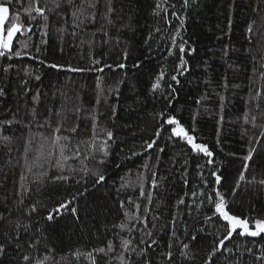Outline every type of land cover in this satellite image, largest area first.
<instances>
[{
    "label": "trees",
    "instance_id": "obj_1",
    "mask_svg": "<svg viewBox=\"0 0 264 264\" xmlns=\"http://www.w3.org/2000/svg\"><path fill=\"white\" fill-rule=\"evenodd\" d=\"M6 2L0 0V3ZM44 2L41 0V6ZM156 2L111 0L112 23H108L103 15L107 11L106 0H103L97 5L95 22H86L82 28L75 29V36L71 34L72 17L62 6L49 14L47 44H42L37 28L43 30V20H30L24 11L28 0H24L23 4L13 0L10 17L19 13L21 23H32L33 33L36 34L32 36L30 51L37 55L35 45L39 44V60L45 63L27 57L11 61L0 58V88L6 92L5 97H0V120H14L11 128L5 125L0 132V214L9 221L19 220L32 225L27 232L21 229L18 243L13 233V224L0 222L3 225L0 226V244L6 249L0 264H24L23 255L32 257L28 264H36V260L43 261L49 252L52 258L45 261V264H89L83 255L77 260L75 253L92 252L106 247L109 241L115 246V251L111 253L112 259L98 255L97 264H121L116 257L120 254L125 258L129 256V253L122 250V239L131 237L119 225L127 222L124 210L134 211L127 205V197L131 196L141 204V212L145 201L139 198L138 187L135 190L122 189L119 193L117 189L123 178L135 181L136 174L143 172L142 165L148 153L131 159L126 157L132 156L133 152L143 151L144 141L154 136L161 123V113L175 116L190 134L195 129L197 142L207 145L214 152V164L208 165V158L196 154L181 138L173 137L169 140L170 126L164 125L161 138L157 141L158 147L164 148V152L159 153L157 173L158 177L165 179L161 189L154 192L152 205L154 214L161 217L153 235V238L159 240L160 247L149 249V258L155 264H168L159 253L162 249L167 250L171 242L172 251L177 254L174 256L176 264H205L210 250L208 242L217 235L222 238L224 229L216 233L211 224L207 225L205 232L198 233L197 240L190 245L194 250L190 255H194L195 259L184 261L178 255L180 248L177 243L166 234L167 228L161 230V225L167 224L177 213L175 205L178 197L191 204V200L185 196L186 192L194 188L211 192L212 168L224 176L220 187L232 214L252 224L256 219H264V185L258 183L264 179V137L260 135L264 132V0H195L186 13L181 7V0H170L176 4L177 11L186 14L181 35L195 48L194 53L184 55L190 70L179 77V84L170 79L179 63L178 57L168 54L169 36L179 26V22L173 20V28L169 29L161 17L153 14ZM47 3L49 7L53 6L52 0H47ZM58 13L66 16L67 23ZM249 26L253 28L251 42L248 39ZM157 28L161 31L157 32ZM60 29L66 31L61 32ZM93 58L101 62L97 67H113H106L104 73H73L48 66L57 64L88 68ZM120 63L126 67L116 68ZM5 64L14 67L5 73ZM137 64L139 67H135ZM161 70L165 72V79L161 81L163 88L153 93L151 85ZM37 74L40 76L39 81L34 78ZM97 77L101 78L102 93L97 88ZM24 80L28 81L27 85H22ZM168 84L176 89L174 96L170 95ZM117 86L118 92L115 91ZM25 87L31 88L27 95L24 93ZM37 92L40 95L38 101H34L32 98ZM112 106L116 108L115 113ZM33 107L36 109L34 116L31 111ZM77 108L79 112L75 111ZM94 114L97 121V149L106 139L102 130L113 133V139L108 141L110 154L104 158L103 164L99 163L103 158L100 151L88 158L89 145L81 143L80 159L68 160L63 173L47 165L45 169L33 168L32 172L28 171V165L39 154L36 150L42 143L41 136L51 135V129L37 127V121L43 122L51 117L53 127L60 121L64 128L78 124L74 134L63 128L61 131L62 135L71 137V145L74 146L92 139ZM246 115L249 121L255 118L256 126L245 122ZM4 137L9 139L5 140ZM257 139L260 140L259 145L255 143ZM250 145L257 150L253 160L248 162L247 172H244L243 157L248 154ZM152 152L155 153L156 148ZM65 155H71V152ZM58 157L59 153L52 157L53 163ZM155 160L156 156L153 155L147 161L150 168ZM81 161L92 172H102L107 178L105 183L94 184L91 173L81 180ZM185 168L187 188L180 178ZM44 170H47L48 175L42 183H37L36 173ZM201 172L203 179L208 182L207 189H204ZM242 172L244 181L239 179ZM59 175L69 179L57 180ZM148 175L150 179V172ZM253 177L257 182H253ZM77 180L81 182L76 183ZM237 184L239 188L233 196L231 193ZM147 191L146 185V194ZM69 200L73 201L70 207L76 208V216L64 212L54 221L45 219L50 209ZM119 200H125V209L120 208ZM33 204L37 211L28 216V210ZM213 211L210 206L199 210L189 208L187 211L181 206L179 214L188 222V231L192 234L201 226L205 214ZM182 231L179 228L178 235L187 242V237L181 235ZM208 232L213 235H207ZM5 233L10 235L5 236ZM133 235L138 236L135 233ZM233 241H228L226 246L234 250L235 256L225 253L216 264H264V260L256 259L261 255L259 250L264 246V236L252 238L234 235ZM143 247L145 245H140L136 252ZM249 248L252 255L247 251ZM131 260L132 264H143L136 253L131 254Z\"/></svg>",
    "mask_w": 264,
    "mask_h": 264
},
{
    "label": "snow or ice",
    "instance_id": "obj_2",
    "mask_svg": "<svg viewBox=\"0 0 264 264\" xmlns=\"http://www.w3.org/2000/svg\"><path fill=\"white\" fill-rule=\"evenodd\" d=\"M17 4H23L24 0H15ZM53 6L49 7L47 0H45L43 6H41V0H28L27 7L24 9L25 12L28 13V16L30 17V20H35L37 18H40L43 20V30L40 28H37V31L40 33L42 44H47V27H48V20H49V14L56 11L57 9H60L62 6L67 10V12L70 13L72 17V35H77V32L75 29L82 28L83 25L86 22H95L96 15H97V5L101 4L103 0H79V3H77V0H52ZM195 0H181V7L185 10L190 8L192 6V3H194ZM13 0H7L6 3H0V58H6L8 61H11L13 59L23 60L25 57L28 59H34L39 60V53H40V46L39 44L35 45V52L37 55H33L30 51V43L32 41V36H34L36 33H33V25L32 23L23 24L20 22V15L17 13L14 17H10V10L12 6ZM107 5V11L103 14L104 18L107 20L108 23H112L110 16L112 13L111 8V0H106ZM169 12L171 13V18H169ZM35 13V15H33ZM62 16V18L65 19V22L67 23L66 16L63 13H58ZM153 14L155 16L161 17L169 29L173 28V20L179 22V26L176 27L173 31V33L169 36L170 39V45L168 47V54L169 55H177L179 63L176 67V70L174 74L170 76L171 81H174L176 84L180 83L179 77L185 75L190 69L188 66V61L184 58L185 53L192 54L195 52V48L191 47L189 42L184 39V37L181 35V29H183L184 23L187 19L186 14H182L181 12L176 10V4L171 3L170 0H157L155 4V8L153 10ZM163 14V15H161ZM103 31V29H101ZM61 32L66 31V29H60ZM157 32H160L161 29L157 28ZM249 36L248 39L251 42L252 40V34H253V28L252 26H249L247 29ZM19 34V38L18 37ZM31 34V35H29ZM106 35V33H105ZM26 37V38H25ZM179 38V42L178 39ZM151 39V37H149ZM83 43V41H82ZM62 51V49H61ZM124 58H127V53H124ZM39 63L43 64L45 61L39 60ZM99 59H92V64L88 68H79V67H72L67 66L64 67L62 65L57 64H50L49 67L56 69V70H63L67 72H91L95 71L97 73H104L105 68H112V65H103L100 67H97V65H100ZM14 65L12 64H5L3 65V72L8 73ZM126 65L123 63H120L116 65V68L123 69ZM135 67H139V65H135ZM35 80L39 81L40 76L37 74L35 75ZM264 78V77H262ZM165 79V72L161 70L158 77L156 78L155 82L151 85V91L153 93H156L158 91H161L163 88V85L161 81ZM97 88L100 89V92H103L102 84H101V78L97 77ZM22 85H27L28 81L24 80L21 82ZM227 85H225L226 87ZM168 88L171 89L170 95H175L176 89L172 87L171 84L167 85ZM31 91V88L25 87L24 93L27 95L28 92ZM115 91H119V87L117 86ZM40 93L37 92L33 96L34 101H38ZM6 92L4 88H0V97H5ZM259 98V97H258ZM100 103L99 98L97 99V104ZM113 107V113H115V106ZM257 107H259L257 105ZM32 114L35 115L36 109L35 107L32 108ZM76 112H79L80 109L77 108L75 110ZM59 115V113H57ZM15 116V113H13V117ZM221 122L223 120V117L220 118ZM51 117L45 119L43 122L37 121V127L40 128H49L51 129V135L50 136H41L42 143L39 145V148L36 150L39 154L34 158L32 161V164L28 165V171L32 172L33 168L36 169H45V165L48 166V168H56L60 173H63L65 171V163L68 160L71 159H80L81 148L80 144H88L90 151L88 152V158H92L96 151H100L103 155V158L99 160L100 164H103L105 162L104 158H107L109 156L108 151V141L113 139V133L110 130H102L105 132L106 139L103 140L99 148L97 149V145L95 143V139L97 136L96 127H97V121L95 114L92 117L93 125H92V139L90 141H82L80 143H77L76 145H71V137L67 135H62L61 131L62 128L64 131H70L71 133H75L77 131V128L79 127L78 124L71 128H64L63 122L60 121L57 123L55 127L50 123ZM159 120L161 123L158 125L154 136L150 140H145L142 147V152H133L132 156L126 157L127 159H131L133 156H143L144 153H148V156L146 158V162L142 165L143 172H138L136 174V180L132 181L129 180L127 177L123 178L122 183L120 185V188L117 189V192L119 193L122 189L132 188L135 190L136 187L139 188V198L143 201H145V206L143 209V212H141V204L134 201L131 196L127 197V205H129L134 211L130 210H124L123 215L127 218L126 223H121L119 227L122 230H126L129 235L130 239H122V250L123 252L129 253V256L125 258L123 254L118 255L116 258L120 260L121 264H132L131 260V254L136 253L139 258L142 259L143 264H155L154 260L149 258V249H153L155 247H160L159 240L153 238L154 231L157 230V222L160 221L161 217L159 215L154 214L153 212V197L154 192H158L161 189L162 182L165 179L164 177H158L157 169L160 165V156L159 153L164 152V148L158 147L157 141L161 138V133L164 131V125L170 126L169 131V140H172L173 137L181 138L186 145L190 146L191 150H193L196 154H202L204 157H207L206 163L208 165L214 164V152L209 149V147L203 143L197 142V137L195 136V129H192V134H190L189 130H187L182 124L179 119H177L175 116L172 115H165L163 113L160 114ZM14 120L13 119H3L0 120V132L3 131L4 126L7 125L8 128H11ZM245 122L246 123H253V126L255 125V118H253L252 121L248 120L247 115L245 116ZM15 123H20V121H15ZM26 127H30V125H25ZM261 137H264V132H261ZM5 140L9 139V137H4ZM256 145L260 144V140L257 139L255 141ZM29 144H31V141H29ZM156 148V152L153 153L152 150ZM47 149V150H46ZM256 147L249 146L248 154L243 157V160L245 161L243 170L244 172H247L249 164V161L253 160V156L256 153ZM66 152H71V155H65ZM59 153V157L55 160L53 163L52 157L56 156V154ZM155 155L156 160L151 165V168L149 167L148 160H151V157ZM26 162L28 160V157L26 156ZM82 167L80 168V171L83 173V176L81 177V180L84 179V177H87L89 173H91L93 177L94 184L102 185L106 181V176L99 171L92 172L91 169L88 168L87 164H84L83 161H81ZM187 161H185V164ZM199 167V165H198ZM73 172L76 171V169H72ZM150 172L151 178L149 179L148 173ZM48 175L47 170L39 171L36 173V176L38 177L37 183H42L43 178ZM210 175L213 177V187L211 189V192H207L205 190H200L198 188L191 189L189 192L185 193V196H187L191 200V204L186 203V200L184 198H177L176 202V208L177 213L171 218V220L164 225H161V230L163 228L168 229V233L170 235V239L177 243V246L180 248V252L178 253L179 257H182L184 261L194 260L195 256L190 255V252H193L194 250L190 247L191 243L193 241L197 240V234L205 232L206 226L211 224L212 227L215 229L216 233H220L221 229H224L222 238L217 235L215 239L208 242L210 245V250H208V254L206 257L205 264H216V261L220 259L221 256H224L225 253H228L232 256H235V252L231 247H227L228 241H233V237L235 236H241V237H252V238H258L264 236V219H256L253 222V225H250L249 220L247 219H241L240 217L234 215L231 213L229 207H228V201L225 197V195L221 191V185L224 181V176L222 172L217 171L216 168L210 169ZM201 180L204 184V189L208 188V182L207 180L203 179V172L200 173ZM181 180L183 181V185L185 188L188 187V179H187V169L185 168V171L181 174ZM57 180H68L69 177L64 175H59L56 177ZM240 181L245 180V176L243 172L241 173L239 177ZM81 180H77L76 183H80ZM253 182H257L255 180V177H253ZM258 183L264 185V179H261L258 181ZM148 186L147 194L145 192V186ZM239 188V184L236 185V188L233 189L231 195H235L236 190ZM85 193H81V195H84ZM75 197H73V200ZM119 206L121 209H125V200H119ZM22 203V201H21ZM73 201L69 200L66 202H62L57 207L52 208L48 211V214L46 215L45 219L47 221H54L58 216L63 215L64 212H71L74 216H76V208L72 205ZM181 206H183V209L187 211L189 208H193L194 210H199L205 206H210L214 209V211L211 214H205V219L200 222V227L196 230L195 233L190 234L188 231L189 224L187 221L183 220V218L180 216V210ZM37 211L36 205L33 204L28 210L27 215L31 216L33 213ZM188 215H191V212H188ZM78 218V217H77ZM223 221L224 223H221ZM0 222H6L13 224V233L15 236V239L19 243V236L21 233V229H23L25 232H27L29 229H31L32 225L31 223H21L19 220L16 221H9L7 218L0 214ZM151 224V227L149 225ZM0 226H3L0 224ZM182 228L183 231L181 235L187 237V242L185 240H182L180 238V235H178V229ZM133 233L138 234L133 235ZM10 235L9 233H5V236ZM207 235H213L212 232H208ZM234 242V241H233ZM36 243H39V241H36ZM140 245H145V247L140 248V251L137 253L136 249L140 247ZM31 246V245H30ZM173 243H168L167 250H161L159 253L167 262L168 264H176V261L174 260V256L177 255L172 251ZM115 251V246L111 241L108 242L106 247H101L99 249H94L92 252L88 253H75V256L77 260L83 255L85 256L89 264H97L96 257L102 256L107 257L108 260L112 259L111 253ZM249 255H252V250L249 248L247 249ZM261 255L257 256V260H264V246L260 248ZM6 254V249L3 244H0V259H2ZM219 254V255H218ZM51 252H49V255L44 258L43 261L36 260V264H45V261L48 259H51ZM215 258V259H214ZM32 259L29 255H23L22 260L24 261V264H28V262Z\"/></svg>",
    "mask_w": 264,
    "mask_h": 264
},
{
    "label": "rangeland",
    "instance_id": "obj_3",
    "mask_svg": "<svg viewBox=\"0 0 264 264\" xmlns=\"http://www.w3.org/2000/svg\"><path fill=\"white\" fill-rule=\"evenodd\" d=\"M250 225H253L250 221H249Z\"/></svg>",
    "mask_w": 264,
    "mask_h": 264
}]
</instances>
